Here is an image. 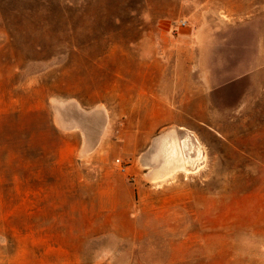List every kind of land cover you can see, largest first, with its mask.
Instances as JSON below:
<instances>
[{
    "label": "rangeland",
    "instance_id": "obj_1",
    "mask_svg": "<svg viewBox=\"0 0 264 264\" xmlns=\"http://www.w3.org/2000/svg\"><path fill=\"white\" fill-rule=\"evenodd\" d=\"M0 264H264V0H0Z\"/></svg>",
    "mask_w": 264,
    "mask_h": 264
},
{
    "label": "bare ground",
    "instance_id": "obj_2",
    "mask_svg": "<svg viewBox=\"0 0 264 264\" xmlns=\"http://www.w3.org/2000/svg\"><path fill=\"white\" fill-rule=\"evenodd\" d=\"M185 148H186V143L184 141V142H182L181 147H179V153L177 154V159L181 163H184L185 162V159H186V158H184V154H183L184 152H182V150H184ZM173 152L174 151H170V153L167 154L168 155V158L172 157ZM176 172H181V173H184V174H189L190 173L185 168H181V169H177V170H174L173 171V173H176Z\"/></svg>",
    "mask_w": 264,
    "mask_h": 264
},
{
    "label": "built area",
    "instance_id": "obj_3",
    "mask_svg": "<svg viewBox=\"0 0 264 264\" xmlns=\"http://www.w3.org/2000/svg\"><path fill=\"white\" fill-rule=\"evenodd\" d=\"M186 26H187L186 21L179 20V21H177V22L175 23V26H174V28H173V31H174V32H177V31H179V30L185 28Z\"/></svg>",
    "mask_w": 264,
    "mask_h": 264
},
{
    "label": "crops",
    "instance_id": "obj_4",
    "mask_svg": "<svg viewBox=\"0 0 264 264\" xmlns=\"http://www.w3.org/2000/svg\"><path fill=\"white\" fill-rule=\"evenodd\" d=\"M186 28H187V27H185V28H183V29H181V30H185ZM178 33H179V32L177 31L176 34H178Z\"/></svg>",
    "mask_w": 264,
    "mask_h": 264
}]
</instances>
